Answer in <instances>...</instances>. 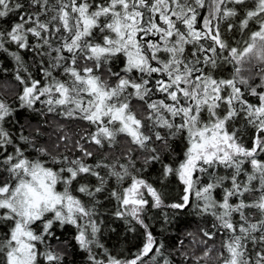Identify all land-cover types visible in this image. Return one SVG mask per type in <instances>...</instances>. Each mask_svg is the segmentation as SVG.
<instances>
[{
  "label": "snow or ice",
  "instance_id": "snow-or-ice-1",
  "mask_svg": "<svg viewBox=\"0 0 264 264\" xmlns=\"http://www.w3.org/2000/svg\"><path fill=\"white\" fill-rule=\"evenodd\" d=\"M0 54V264H173L150 221L181 213V264H264V0H0Z\"/></svg>",
  "mask_w": 264,
  "mask_h": 264
},
{
  "label": "trees",
  "instance_id": "trees-1",
  "mask_svg": "<svg viewBox=\"0 0 264 264\" xmlns=\"http://www.w3.org/2000/svg\"><path fill=\"white\" fill-rule=\"evenodd\" d=\"M0 64L8 69L6 73L0 72V98L11 100L14 85V81L12 80L13 62L10 57L0 54ZM227 74L225 73V75ZM152 178L155 179V173H152ZM178 192L179 188L173 184L172 195L175 196ZM105 204L106 210H102L105 214L101 217L103 220V224L101 225V242L114 255L122 258H132L139 248L142 247V229H138L136 232H129L128 226L123 221L109 214L113 209V205L107 201ZM153 216H155V210ZM208 219L210 218H203L194 213H181L179 218L166 229L159 217L153 218L150 222L153 226L154 235L165 245V256H168L173 261V264H181L182 257L177 248L182 251H188L190 255L193 252L196 255L201 254V246L197 243L200 239L199 229L207 227ZM188 233H192V235H188ZM180 240H183V245L178 243ZM73 259L75 260V264H87L86 254L82 252H76ZM158 259L161 260L162 264V258Z\"/></svg>",
  "mask_w": 264,
  "mask_h": 264
}]
</instances>
